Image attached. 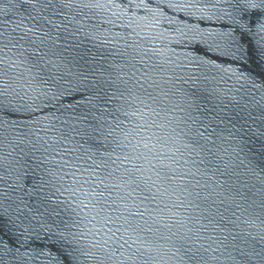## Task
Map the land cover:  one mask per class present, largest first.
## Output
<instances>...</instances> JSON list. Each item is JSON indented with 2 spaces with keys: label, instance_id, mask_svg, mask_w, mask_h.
Segmentation results:
<instances>
[{
  "label": "water",
  "instance_id": "1",
  "mask_svg": "<svg viewBox=\"0 0 264 264\" xmlns=\"http://www.w3.org/2000/svg\"><path fill=\"white\" fill-rule=\"evenodd\" d=\"M0 264H264V30L0 46Z\"/></svg>",
  "mask_w": 264,
  "mask_h": 264
},
{
  "label": "snow or ice",
  "instance_id": "2",
  "mask_svg": "<svg viewBox=\"0 0 264 264\" xmlns=\"http://www.w3.org/2000/svg\"><path fill=\"white\" fill-rule=\"evenodd\" d=\"M245 37L244 36H242V39H244ZM250 39V38H249ZM250 46H252L251 44H250Z\"/></svg>",
  "mask_w": 264,
  "mask_h": 264
}]
</instances>
